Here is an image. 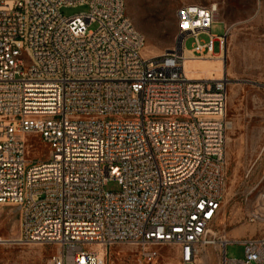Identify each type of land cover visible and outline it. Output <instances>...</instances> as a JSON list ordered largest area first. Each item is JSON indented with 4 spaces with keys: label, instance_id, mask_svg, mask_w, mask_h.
I'll list each match as a JSON object with an SVG mask.
<instances>
[{
    "label": "built area",
    "instance_id": "1",
    "mask_svg": "<svg viewBox=\"0 0 264 264\" xmlns=\"http://www.w3.org/2000/svg\"><path fill=\"white\" fill-rule=\"evenodd\" d=\"M67 6L88 10L66 17ZM218 10L184 4L176 45L146 55L126 0H0V206L20 215L18 237L0 245L54 244L50 264H104L90 245H133L149 260L173 246L193 264L221 242L222 264H264V236L239 239L244 257L232 260L233 241L215 231L229 77L196 79L187 62L225 61L230 28L211 32ZM30 134L45 160L29 156Z\"/></svg>",
    "mask_w": 264,
    "mask_h": 264
},
{
    "label": "rangeland",
    "instance_id": "2",
    "mask_svg": "<svg viewBox=\"0 0 264 264\" xmlns=\"http://www.w3.org/2000/svg\"><path fill=\"white\" fill-rule=\"evenodd\" d=\"M127 13L135 27L144 34L146 55H158L176 45L178 10L184 4H218V21L212 34L224 35L230 28L225 62L203 59L187 62L189 74L196 79L229 77L227 115L232 127L227 136L226 189L222 212L216 222L218 236L233 242L227 245L232 260L244 257V246L238 242L246 237L264 236V0H126ZM88 10L87 6H67L61 12L70 17ZM208 42L210 36L202 34ZM194 38H188L191 49ZM218 52L219 42L214 44ZM192 64V66H191ZM30 157L45 160L48 147L39 135H27ZM38 156V157H36ZM250 175L248 176L249 171ZM109 190L120 187L112 181ZM260 210V219L252 223L249 215ZM19 211L0 206V236L15 239L19 235ZM98 246V245H96ZM93 248L94 246H87ZM54 244L0 245V264H50L56 253ZM224 249V247H223ZM221 242L204 247L193 264H222ZM160 254L149 260L143 250L129 244L108 246L106 264H184L179 248L164 246ZM238 264V263H234Z\"/></svg>",
    "mask_w": 264,
    "mask_h": 264
},
{
    "label": "bare ground",
    "instance_id": "3",
    "mask_svg": "<svg viewBox=\"0 0 264 264\" xmlns=\"http://www.w3.org/2000/svg\"><path fill=\"white\" fill-rule=\"evenodd\" d=\"M192 61H194V62H199V61H197V60H192ZM188 62H191V61L189 60ZM224 62H225V61H224ZM191 66H192V64H191ZM203 79H204V78H203ZM226 239H229V238H226ZM14 240H15V239H6L7 242H8V241H14ZM93 249L96 250V251H98V252L101 254V256H104V264H106V263H105V261H106V254H107L106 249H105L104 247H102V246H94Z\"/></svg>",
    "mask_w": 264,
    "mask_h": 264
},
{
    "label": "crops",
    "instance_id": "4",
    "mask_svg": "<svg viewBox=\"0 0 264 264\" xmlns=\"http://www.w3.org/2000/svg\"><path fill=\"white\" fill-rule=\"evenodd\" d=\"M250 172H251V170L249 171L248 176L250 175Z\"/></svg>",
    "mask_w": 264,
    "mask_h": 264
}]
</instances>
